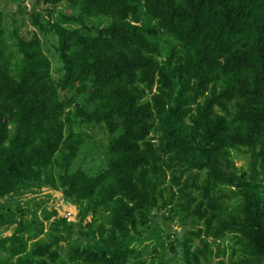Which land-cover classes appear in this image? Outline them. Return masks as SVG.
<instances>
[{
	"label": "trees",
	"instance_id": "1",
	"mask_svg": "<svg viewBox=\"0 0 264 264\" xmlns=\"http://www.w3.org/2000/svg\"><path fill=\"white\" fill-rule=\"evenodd\" d=\"M40 4L65 7L46 23L32 15L57 39L58 78L41 38L0 12V200L57 190L76 213L54 209L38 239L29 202L3 204L0 259L130 264L148 249L158 264L154 210L171 207L191 225L185 264L210 262L226 236L237 264H264V0ZM92 17L110 23L91 35ZM83 127L106 136L95 175L75 166Z\"/></svg>",
	"mask_w": 264,
	"mask_h": 264
},
{
	"label": "rangeland",
	"instance_id": "2",
	"mask_svg": "<svg viewBox=\"0 0 264 264\" xmlns=\"http://www.w3.org/2000/svg\"><path fill=\"white\" fill-rule=\"evenodd\" d=\"M65 7L60 6L54 8L50 4L35 5V0H0V12L4 17V25L9 29H18L19 33L26 38L37 35L41 38L42 47L52 63V70L54 77L58 78L60 75L57 69L60 65L58 53L54 46L57 44V39L52 33H41L39 28L33 24L32 15L37 14L38 17L46 23L52 21L61 9ZM110 23L107 17H92L87 19V28H91L89 34L95 35L99 28ZM85 32L87 31L84 30ZM71 109L74 106L70 107ZM90 137L84 143L79 153L75 166H81L83 169L95 175L100 169L105 168V147L106 139L103 130L98 131L96 128L83 127ZM237 165L240 167L245 164L244 158L236 159ZM29 202V207L24 211L23 221L28 222L31 227V233L28 236L34 235L37 231L44 229L43 234L39 238L46 236V231L52 220H45L46 216L52 214L53 210L59 211V215L65 218L74 219L76 209L75 206L63 198L62 194L57 190L42 189L38 191L29 192L23 197H7L0 200V206L3 204H16L23 206V202ZM154 232L160 236L162 244H157L158 250V264H185L182 241L186 237L187 231L191 228L190 224H184L180 219L174 217L171 207L155 209L152 221ZM10 230L6 227L0 228V234H8ZM230 236H226L220 241L221 252L213 255L210 262L203 264H237L239 253L232 256L235 244L231 241ZM198 241H195V245ZM216 247V245H214ZM214 247V251H215ZM224 250V252H223ZM216 252V251H215ZM139 261H145V264H153L152 254L149 250H144L142 258L133 259L130 264H139ZM0 264H5L3 259H0Z\"/></svg>",
	"mask_w": 264,
	"mask_h": 264
}]
</instances>
